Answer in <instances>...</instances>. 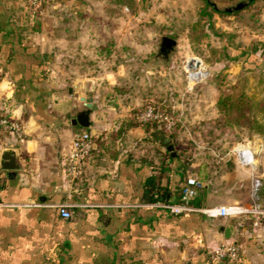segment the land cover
I'll list each match as a JSON object with an SVG mask.
<instances>
[{
    "label": "crops",
    "instance_id": "1",
    "mask_svg": "<svg viewBox=\"0 0 264 264\" xmlns=\"http://www.w3.org/2000/svg\"><path fill=\"white\" fill-rule=\"evenodd\" d=\"M4 1L12 10L9 21L20 30L14 35L0 30V113L21 123L24 139L0 129V264H223L208 250L230 241L239 244L246 264H264V216L256 226L248 212L212 218L202 210L175 214L149 199L151 178L169 185L175 198L181 179L193 170L202 181V204L196 207L250 206L248 181L254 175L263 180L258 202L264 208L260 139L248 137L219 150L197 145L204 156L189 157L184 166L186 151L172 149L174 143L167 148L180 131L173 135L160 123L146 127L138 122V110L147 101L127 102L112 93L119 88L118 79L106 76L104 90L95 74L102 42L119 38L102 32L103 18L89 14V1L47 0L48 14L54 15L48 17L50 27L41 21V30L33 28L27 15L17 17L27 11L25 0ZM254 53L264 60V53ZM77 83L82 89L71 92ZM80 95L92 96L89 127L71 122L74 105L85 107ZM82 130L93 133L94 146L80 172L71 176L66 155ZM184 134L193 137L189 131ZM238 143L252 149V163L241 162ZM5 149L16 155L18 168L4 166ZM60 205L68 207L70 217L62 215ZM226 223L234 227L229 238L223 233Z\"/></svg>",
    "mask_w": 264,
    "mask_h": 264
},
{
    "label": "rangeland",
    "instance_id": "2",
    "mask_svg": "<svg viewBox=\"0 0 264 264\" xmlns=\"http://www.w3.org/2000/svg\"><path fill=\"white\" fill-rule=\"evenodd\" d=\"M87 1L92 6L89 14H97L103 18L102 32L112 34V37L117 35L119 38L102 42L100 65L95 74L101 76L105 91L108 90L105 85L106 76L115 81L118 79L116 86L119 88H112V93L121 96L125 101H162L167 107L166 111L174 119L182 115L181 121H176L177 126L171 128L172 131L176 129L180 132L170 143L175 145L172 149L186 151L184 158L203 157L197 145L219 150L220 147L232 146L237 141H247L246 136L236 140L234 132L218 136L217 129L214 128V99L220 92L228 91L232 84L243 77L244 70L242 61L239 58L234 59L231 50L227 49L228 56L225 57L220 52L213 53L210 46L222 45L220 35L214 32L216 31L224 33L231 45L245 46L259 52L261 56L264 53V0L253 3L249 8L237 9L238 11L231 15L225 10V13L213 12L209 19L204 17L201 23L206 30V37L201 46V54L193 51L190 45L187 23L197 18L203 7L202 0H137L135 8L116 0ZM211 1L224 10V7H230L238 0ZM24 3L27 4V11L22 9L16 13L17 17L27 15L32 26L39 20L40 23L45 22V27H50L48 17L54 13L51 11L48 14L47 2L43 3L42 8L30 0H25ZM59 30L61 33V29ZM163 35H169L176 40L171 52L165 56L160 52ZM58 43V48H62V40ZM43 45H47L46 40ZM189 57L200 59L207 71L205 77L191 88L187 85L185 68ZM73 74L77 73H64L65 76ZM248 75L251 81L255 80L253 74ZM162 129L167 133L164 127ZM185 131L191 132L193 137L187 138ZM238 133L243 135L242 132ZM254 139H260L264 150V135ZM190 171V176L200 181L193 170ZM241 176L240 180H245L244 175ZM251 184L252 180H249V189Z\"/></svg>",
    "mask_w": 264,
    "mask_h": 264
},
{
    "label": "trees",
    "instance_id": "3",
    "mask_svg": "<svg viewBox=\"0 0 264 264\" xmlns=\"http://www.w3.org/2000/svg\"><path fill=\"white\" fill-rule=\"evenodd\" d=\"M119 3H122L127 6H131V8H135L137 4V0H116ZM203 7L200 9L197 18L195 20L189 21L188 25V39L190 45L193 47V51L201 54V46L205 43L204 38L206 37V30L201 21L204 17H209L212 13H225V10L219 9L215 6V4L210 0H202ZM253 2L248 3L243 8H249L253 5ZM238 10L227 11V14H234ZM12 16L11 8L5 3L4 0H0V30L4 31L6 34H15L20 29L14 26L12 22L9 21V17ZM208 22V20H207ZM40 21L37 20L33 28L36 30L39 28ZM216 34L220 35L221 38V46L213 47L210 46V50L213 53L220 52L225 57L228 56L227 49L231 50L232 57L239 58L242 60V67L244 70L243 77L239 78L234 84H232L228 91L220 92L215 100L216 107L218 110V115L214 117L213 124L216 129H220L221 131H229L234 132L236 134L235 139H242L244 136L252 138L255 136L262 137L264 135V60L258 61L257 56L253 50L242 46V45H231L225 38L224 33H218L214 31ZM208 45V44H207ZM209 46V45H208ZM257 68L262 69L261 72L257 73ZM253 74L255 76V80L251 81L250 76L248 74ZM156 104L154 100H149L145 103ZM144 106V107H145ZM144 107L138 110L140 113ZM162 108L166 109L162 106ZM137 113V114H138ZM140 122V121H138ZM146 127L148 125L157 124L156 121H147L143 122ZM158 125V124H157ZM177 126L175 122V127ZM181 127V125H180ZM177 130H173L170 134L175 135ZM238 132H242L239 134ZM170 160L175 158L170 154H167ZM186 158V156H185ZM187 162V158L185 159L183 165L185 166ZM185 179H181V183L178 187V193L174 198V190L171 189L169 185H159L153 178L149 180V192L151 200H164L168 202L179 201L181 196V191L183 187V181ZM259 187H258V198L261 186L263 184L262 178H258ZM170 191L173 196L170 195ZM176 192V191H175ZM202 185L198 186L197 194L190 200V202L194 206H200L202 204ZM180 214V213H178Z\"/></svg>",
    "mask_w": 264,
    "mask_h": 264
},
{
    "label": "built area",
    "instance_id": "4",
    "mask_svg": "<svg viewBox=\"0 0 264 264\" xmlns=\"http://www.w3.org/2000/svg\"><path fill=\"white\" fill-rule=\"evenodd\" d=\"M37 7L42 8L43 3L47 0H30ZM187 62V61H186ZM186 77L188 87H192L197 81L203 79L207 73L206 68L202 65L200 68H188L185 63ZM138 120L143 123L147 121H156L157 124H161L166 128H172L175 125L176 120L169 114L166 109L157 107L153 103H147L144 109L138 113ZM0 129H7L16 133L21 139H24L23 127L19 121L14 119L10 114L0 113ZM94 146V136L89 130H82L77 133L73 139V145L68 151L66 158V168L71 176H76L80 172L82 161L91 152ZM236 154L239 155L241 162L252 163L254 154L250 147L244 146L243 143H238L235 149ZM0 173H2L0 163ZM251 204L250 206H242L238 204H220L214 205L209 208H201L194 206L190 200L197 194V188L200 186V181L192 176H187L183 181V187L179 201H164L155 200L153 204L157 207H164L171 213H183L188 210H202L205 214L213 216H238L244 212H248L253 215V224L256 226L261 225V217L264 216V208L258 202V187L259 180L257 176L251 178ZM61 213L64 217H70L71 211L66 205H60ZM208 253L212 257L220 259L223 264H246L245 259L241 254L240 246L236 241L224 242L213 249L208 250Z\"/></svg>",
    "mask_w": 264,
    "mask_h": 264
},
{
    "label": "water",
    "instance_id": "5",
    "mask_svg": "<svg viewBox=\"0 0 264 264\" xmlns=\"http://www.w3.org/2000/svg\"><path fill=\"white\" fill-rule=\"evenodd\" d=\"M250 1H252V0H238L237 2L234 3V5H232L230 7H226L225 10L229 12V11H234L236 9L243 8ZM175 44H176V40L173 37H171L169 35H163V39L160 42V51L162 52V55L165 56L168 53H170ZM189 63H190V60L188 59L186 62V66L188 68H193L194 66L189 65ZM82 87H83L82 84L77 83V84H75L74 87L70 88V91L73 92L74 89L80 90V89H82ZM84 88L93 90L95 87L94 86L87 87L86 85H84ZM79 99L82 100L83 105L85 107H83L79 110L78 106L74 105V108L76 109V115H75V117H73L71 122L73 124H78L81 127H89L91 125L90 115H91V113L93 111V107H94V105H92V96L91 95H80ZM169 140L170 139L167 138L166 142H169ZM171 147H173V145L171 143H167V148L170 149ZM1 160H3L5 167L13 168V169L19 167V163H18V159H17L16 155L13 154L12 151L9 149H5L3 151V153L1 154ZM233 232H234L233 225L231 223H226V225L223 227V233H224L225 237L229 238V237L233 236V234H234Z\"/></svg>",
    "mask_w": 264,
    "mask_h": 264
},
{
    "label": "bare ground",
    "instance_id": "6",
    "mask_svg": "<svg viewBox=\"0 0 264 264\" xmlns=\"http://www.w3.org/2000/svg\"><path fill=\"white\" fill-rule=\"evenodd\" d=\"M190 60V63H189V65H191V66H194V68H200L199 67V65L200 66H202V64L200 63V61L198 60V59H189Z\"/></svg>",
    "mask_w": 264,
    "mask_h": 264
},
{
    "label": "flooded vegetation",
    "instance_id": "7",
    "mask_svg": "<svg viewBox=\"0 0 264 264\" xmlns=\"http://www.w3.org/2000/svg\"><path fill=\"white\" fill-rule=\"evenodd\" d=\"M161 52V51H160ZM161 54H162V52H161Z\"/></svg>",
    "mask_w": 264,
    "mask_h": 264
}]
</instances>
